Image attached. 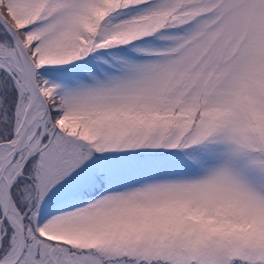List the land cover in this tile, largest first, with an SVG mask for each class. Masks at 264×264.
I'll return each instance as SVG.
<instances>
[{
	"label": "snow or ice",
	"instance_id": "6c2138e0",
	"mask_svg": "<svg viewBox=\"0 0 264 264\" xmlns=\"http://www.w3.org/2000/svg\"><path fill=\"white\" fill-rule=\"evenodd\" d=\"M0 264H264V0H0Z\"/></svg>",
	"mask_w": 264,
	"mask_h": 264
}]
</instances>
